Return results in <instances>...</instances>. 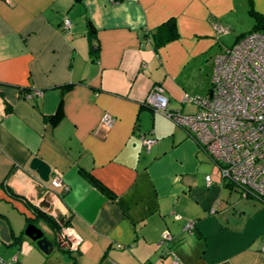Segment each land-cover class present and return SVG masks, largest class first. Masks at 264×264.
<instances>
[{
  "label": "crops",
  "instance_id": "1",
  "mask_svg": "<svg viewBox=\"0 0 264 264\" xmlns=\"http://www.w3.org/2000/svg\"><path fill=\"white\" fill-rule=\"evenodd\" d=\"M251 7L264 18V0H0V220L12 235L0 257L47 263L24 230L38 217L51 234L49 216L82 241L64 246L68 264H264V202L145 105L162 86L170 111L195 113L185 97L210 93L217 56L255 29ZM169 21L178 37L160 43Z\"/></svg>",
  "mask_w": 264,
  "mask_h": 264
},
{
  "label": "built area",
  "instance_id": "2",
  "mask_svg": "<svg viewBox=\"0 0 264 264\" xmlns=\"http://www.w3.org/2000/svg\"><path fill=\"white\" fill-rule=\"evenodd\" d=\"M64 29L71 22L64 21ZM219 33L227 30L218 27ZM42 95L34 91L28 98ZM194 102L197 110L192 114L172 112L162 86L153 87L145 105L154 112L184 128L197 141L218 168L227 185L240 192L244 198H255L264 202V34L251 32L226 47L216 58L212 78V89L202 98L185 97L184 102ZM4 114L0 111V120ZM114 120L106 115L103 124L111 128ZM143 146L150 150L155 140L142 137ZM211 184V178L206 177ZM53 188L68 191L63 182L55 177ZM43 198L53 196L51 188L39 183ZM64 243L71 252L80 249L81 240L70 228L60 226ZM191 224L187 225L192 230ZM1 243V241H0ZM264 255V246L261 249ZM17 257L0 264H17ZM173 264H184L177 260Z\"/></svg>",
  "mask_w": 264,
  "mask_h": 264
},
{
  "label": "water",
  "instance_id": "3",
  "mask_svg": "<svg viewBox=\"0 0 264 264\" xmlns=\"http://www.w3.org/2000/svg\"><path fill=\"white\" fill-rule=\"evenodd\" d=\"M30 169L39 175L41 181H43L44 183L49 182L51 168L47 163H45L41 159L36 158L31 162ZM40 207H45L49 209L50 213H53L54 208L46 200L40 203ZM37 221L38 217L35 219L34 223H30L27 226V228L24 230V236L30 239L33 243H35L39 250L46 256L51 255L55 250L64 251V246L66 247V245L64 243V238L61 233V228L58 232H56L55 230L49 227L51 230V234H48L36 224ZM62 226H64L63 222ZM20 238L21 235L20 237L14 236L15 242L20 240ZM0 241L5 243L12 242V235H10L8 225L3 220H0Z\"/></svg>",
  "mask_w": 264,
  "mask_h": 264
},
{
  "label": "trees",
  "instance_id": "4",
  "mask_svg": "<svg viewBox=\"0 0 264 264\" xmlns=\"http://www.w3.org/2000/svg\"><path fill=\"white\" fill-rule=\"evenodd\" d=\"M78 1H80V0H78ZM250 3H252V1ZM250 10H251L252 15L255 17V29L251 32L256 31V32H261L264 34V18L261 15H259L258 13H256L252 7ZM166 26L164 28H159L160 33H161V37H162L161 38L162 42H160V43H167V42H170V41H172L178 37V32H177L175 25L172 21L167 22ZM102 189L104 191H106L105 188H102ZM43 217L45 218V220L49 224L50 228H52L53 230H58V229L60 230L59 224L53 218H51L49 216H47V217L43 216ZM20 242H21V240H19V243Z\"/></svg>",
  "mask_w": 264,
  "mask_h": 264
},
{
  "label": "rangeland",
  "instance_id": "5",
  "mask_svg": "<svg viewBox=\"0 0 264 264\" xmlns=\"http://www.w3.org/2000/svg\"><path fill=\"white\" fill-rule=\"evenodd\" d=\"M47 257H48V262L47 263L45 262L44 264H58V263L63 264V261H65L66 264H68L70 261L69 254L66 251L59 250L58 252V250H55L51 255H48Z\"/></svg>",
  "mask_w": 264,
  "mask_h": 264
}]
</instances>
